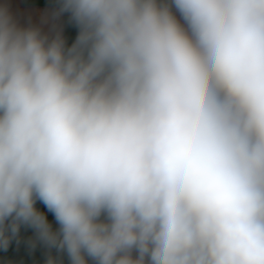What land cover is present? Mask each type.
I'll return each instance as SVG.
<instances>
[{
	"label": "clouds",
	"instance_id": "obj_1",
	"mask_svg": "<svg viewBox=\"0 0 264 264\" xmlns=\"http://www.w3.org/2000/svg\"><path fill=\"white\" fill-rule=\"evenodd\" d=\"M63 14L70 45L0 0V250L25 227L46 264H264V0Z\"/></svg>",
	"mask_w": 264,
	"mask_h": 264
},
{
	"label": "crops",
	"instance_id": "obj_2",
	"mask_svg": "<svg viewBox=\"0 0 264 264\" xmlns=\"http://www.w3.org/2000/svg\"><path fill=\"white\" fill-rule=\"evenodd\" d=\"M2 2L7 3L10 11L21 25L28 26L31 24L37 26L43 33L49 35L50 38L55 35L57 30H59L62 37L65 39L64 27L66 14H63L59 19H53L50 15L52 10L57 6H26L23 4V0H2ZM37 207L43 210L42 205L38 204ZM32 231L33 230L29 228H21L18 240H14L7 251L0 250V264H19L20 247L22 245H24L26 255L30 257V259L35 255H39L36 251L37 249L34 248L40 243L37 242L35 247L32 246L31 242L35 239L34 235H32ZM22 232H30L31 235L22 237ZM44 254L49 256V250L45 251ZM51 255L56 258L58 264H68L66 255L59 254L55 250L51 251ZM31 261L33 262V260Z\"/></svg>",
	"mask_w": 264,
	"mask_h": 264
},
{
	"label": "trees",
	"instance_id": "obj_3",
	"mask_svg": "<svg viewBox=\"0 0 264 264\" xmlns=\"http://www.w3.org/2000/svg\"><path fill=\"white\" fill-rule=\"evenodd\" d=\"M26 6H57V0H23ZM65 41L70 45L76 38L78 29L71 23L68 15L65 16Z\"/></svg>",
	"mask_w": 264,
	"mask_h": 264
},
{
	"label": "rangeland",
	"instance_id": "obj_4",
	"mask_svg": "<svg viewBox=\"0 0 264 264\" xmlns=\"http://www.w3.org/2000/svg\"><path fill=\"white\" fill-rule=\"evenodd\" d=\"M26 235H31L30 232H22V237H25ZM32 235H34L33 231H32ZM34 249H37L36 251L39 253V255H35L33 256V258L30 259V257H28L26 255V249L24 247V245H22L20 247V263L19 264H46V261L48 259V255H45V251H47L48 249L43 246L42 244H39L38 246H36ZM30 260V261H29ZM33 260V262L31 261Z\"/></svg>",
	"mask_w": 264,
	"mask_h": 264
}]
</instances>
